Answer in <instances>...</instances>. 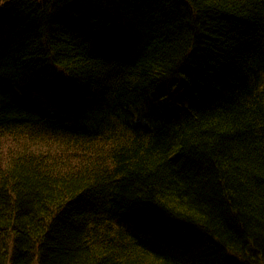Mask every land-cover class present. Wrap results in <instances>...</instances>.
I'll return each instance as SVG.
<instances>
[{
	"label": "trees",
	"instance_id": "trees-1",
	"mask_svg": "<svg viewBox=\"0 0 264 264\" xmlns=\"http://www.w3.org/2000/svg\"><path fill=\"white\" fill-rule=\"evenodd\" d=\"M0 264H264V0H0Z\"/></svg>",
	"mask_w": 264,
	"mask_h": 264
}]
</instances>
